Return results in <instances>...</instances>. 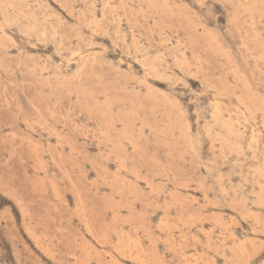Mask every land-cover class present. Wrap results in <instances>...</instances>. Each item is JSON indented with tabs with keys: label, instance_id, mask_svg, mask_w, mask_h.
<instances>
[{
	"label": "rangeland",
	"instance_id": "obj_1",
	"mask_svg": "<svg viewBox=\"0 0 264 264\" xmlns=\"http://www.w3.org/2000/svg\"><path fill=\"white\" fill-rule=\"evenodd\" d=\"M0 264H264V0H0Z\"/></svg>",
	"mask_w": 264,
	"mask_h": 264
}]
</instances>
